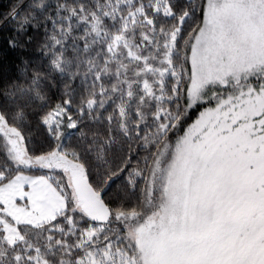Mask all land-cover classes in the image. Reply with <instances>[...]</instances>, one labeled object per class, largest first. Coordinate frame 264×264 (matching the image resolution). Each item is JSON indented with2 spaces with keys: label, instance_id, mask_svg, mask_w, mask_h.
Listing matches in <instances>:
<instances>
[{
  "label": "trees",
  "instance_id": "obj_1",
  "mask_svg": "<svg viewBox=\"0 0 264 264\" xmlns=\"http://www.w3.org/2000/svg\"><path fill=\"white\" fill-rule=\"evenodd\" d=\"M202 2L203 0H172L177 16L184 9H197L195 23L191 27H185L181 41L171 56L177 71L185 67L186 41L191 39V31L204 25L199 18ZM141 3L151 16L149 5L156 3V0H0V111L7 114L11 123L22 128L26 137H30L26 151L28 157L50 156L55 152L48 150L50 144L39 119L57 104L63 105L70 99V114L80 122V131L85 136L80 139L77 133L70 130L64 138V148L69 152L75 149L88 162L94 178L93 184L89 185L97 193V197L99 198V191L104 186L109 169H114L122 157H134L131 161L133 167H137L145 177L144 180L137 181L135 189L122 177L117 179L104 198L114 211L119 209L140 217L131 228L145 225L160 210L165 191V175L164 160L158 168L160 163H157V159L165 158L164 146L170 142L167 136L156 135L157 127L150 115L147 135H135L136 109L139 108L142 114H150L155 111L157 102L154 98L150 101L146 97L141 104L139 97L143 93L138 89L134 92L140 94L132 91V97H128V86L125 87L128 84L122 80L123 73L119 72V61H122L119 48L128 49L134 45L132 48L142 47L147 44L142 34L151 36V26L144 22L143 16L136 13ZM73 9L76 15H72ZM130 13L136 14L130 16ZM80 16H86L87 20L81 22ZM156 17L154 19L157 25ZM191 54L189 52L188 56L191 57ZM53 60H58L59 69L52 64ZM161 70L155 78L145 80L154 89L159 88L156 81L161 78ZM172 84L171 79L165 84L168 95H171ZM90 100L95 102L93 109L87 108ZM185 102L184 99L169 101L165 96L159 103L160 107L175 112L176 105L179 103L182 111ZM118 107L125 108L123 121ZM77 109H84L82 117L78 115ZM109 115L112 117L111 124L107 120ZM122 122L128 129V135L120 128ZM5 139L0 137V171H7L9 176L14 177L17 169L9 158ZM108 140L112 141L111 148L107 147ZM89 146L91 152L88 151ZM174 149L175 147L171 154ZM62 154L60 158H63L64 163L70 162V158L63 152ZM72 159L82 167L80 160ZM55 167L50 165L48 169L55 170ZM38 169L40 168L21 167L19 173L51 174L53 179H61L58 171L41 172ZM67 171L73 183L70 169L67 168ZM77 171L85 177L83 167ZM256 194L258 195L251 208L259 219L257 226L255 225L259 229L256 239L264 240L261 238L264 237V229H261L264 228V195L258 190ZM75 195L78 200L76 193ZM81 211L90 214L82 206ZM243 211L247 213L248 207ZM63 212L59 213L60 218L53 224L49 223L51 220L36 227L20 224L25 242L39 247L42 260L48 264H75L76 257L82 254L75 245L80 238L79 230L87 227L89 221L77 214V228L74 229L77 235L66 236L69 225L61 215ZM68 215H71V205ZM95 215L94 213L92 216ZM54 225H59L64 231L55 230L50 234L48 229ZM117 227L113 218L112 223L99 233L100 245L106 235L114 241L111 264H128L129 256H134L136 264H141L137 245L126 233H117ZM27 229H33L36 233L30 234ZM49 235L52 236L51 240L48 239ZM117 235L121 236L119 252L115 251ZM65 239L67 248L63 244H57V240ZM129 244L133 246L129 248ZM3 248L4 245L0 242V250ZM17 248L22 250L23 244L18 243ZM69 252L72 254L69 255Z\"/></svg>",
  "mask_w": 264,
  "mask_h": 264
},
{
  "label": "rangeland",
  "instance_id": "obj_2",
  "mask_svg": "<svg viewBox=\"0 0 264 264\" xmlns=\"http://www.w3.org/2000/svg\"><path fill=\"white\" fill-rule=\"evenodd\" d=\"M240 5L241 0H211L206 10L203 25L206 31L195 49L200 82L197 99L210 96L225 76L235 86L244 77L245 69H264V40L260 39L259 25L243 23L249 11ZM156 18L157 29L150 34L153 43L119 48L122 53L119 72L123 73L122 80L131 93L136 89L141 91L145 80L155 78L160 69L167 67L161 63L167 49L160 28L171 33L177 22L174 18ZM237 21L240 35L245 38L243 42L228 36ZM232 90L236 91L235 87ZM261 111H264V101L257 97L255 103H245L243 108L229 113L227 119L223 110L212 113L219 119L215 126L207 122L206 114L176 145L169 158L160 159L164 160L165 175L160 210L145 225L130 228V234L126 233L139 249L141 264H264L262 239H256L259 219L251 210L258 195L256 190L264 184V135L255 134L252 119ZM65 131L68 133L70 129ZM194 136L200 139L194 141ZM5 140L12 163L15 160L25 168L43 169L57 165L55 170L64 172L66 183L71 186V200L81 210L83 203L76 198L67 168L78 173L82 167L71 156L67 155L70 162L66 163L60 158L62 152L31 158L18 136ZM48 177L21 172L13 180L15 201H9L6 207L15 220L8 229L9 239L17 238L13 226L16 222L42 225L52 220L53 215H59L60 206L53 202L57 190ZM247 207L246 213L243 209ZM245 227L247 239L238 242L237 237ZM28 231L36 233L33 229Z\"/></svg>",
  "mask_w": 264,
  "mask_h": 264
},
{
  "label": "snow or ice",
  "instance_id": "obj_3",
  "mask_svg": "<svg viewBox=\"0 0 264 264\" xmlns=\"http://www.w3.org/2000/svg\"><path fill=\"white\" fill-rule=\"evenodd\" d=\"M210 3L211 0H203L200 5L199 18L204 24H206V8L210 6ZM240 6L249 11V14L243 19V23L249 25L258 24L261 34L260 39L264 40V0H241ZM149 7L152 12L151 16L142 3L136 9V13H139V15L144 17V22L151 26L152 32H155L157 29L154 19L155 16H163L166 19L174 18L177 22V27L171 33H165L162 26L160 28L161 34L165 36L164 46L167 49L164 60L161 61V63L167 64V67L161 70V78L156 81L159 85L158 89H154L147 82L143 83L141 86V92L143 94L139 97L140 103L143 104L147 97L150 101L154 98L157 104L155 111L150 114H142L139 108L136 109L137 122L135 124V135L137 137L147 135L148 116L150 115L152 121L155 122L157 127L156 135L158 137L167 136L169 138L170 142L164 146L166 151L163 154L167 157L171 155L172 149L187 136L189 130L206 117V114L207 122L215 126L216 123H219V119L218 117H214L212 113L223 110L225 119H227L229 113L236 112L239 108H243L245 103L249 101L255 103V98L257 97H259L261 101H264V69H261L260 71H255L251 67L245 69L244 77L235 86H233L225 76V78L220 80L218 85L214 86L217 90L213 91L210 96L206 99H197L196 89L200 82L198 80L199 70L195 59V49L196 42L201 39L206 31L205 27L202 26L199 29L191 31V39L186 41L187 49L184 61L185 67L177 71L171 60L172 54L175 52L177 45L181 41L185 27H191V25L195 23L197 9L195 7L191 10L184 9L182 13L177 16L172 0H156V3L150 4ZM253 9L256 11H252ZM82 10L83 9L81 8V11ZM136 13H130V16H135ZM72 15H76L74 9L72 10ZM79 19L81 22H84L87 20V17L80 16ZM239 26L240 22L237 21L236 26L229 30L228 36L232 37L234 40H240V42H243L245 38L241 37ZM142 36L148 44L152 43L151 37L146 33L142 34ZM56 43L58 44L59 41ZM189 52L193 53L191 57L188 56ZM262 63H264V61H262ZM52 64L59 69L60 64L58 60H53ZM169 79L173 81L171 95H168L165 91V84ZM233 87H235L236 91L232 90ZM127 95L128 97H132L133 94L128 92ZM200 95L202 96L203 92H201ZM165 96L169 101L174 99H184L186 102L183 105V110L181 111L179 103L176 105L175 112L171 109L166 110L165 108L160 107L159 102ZM94 106V100H90L87 104L88 109H93ZM70 111L71 100L68 99L63 105L57 104L50 111L46 112L39 119V124L43 125L46 133V140L50 144L48 150L51 152H63L65 155L80 160L88 183L93 184L94 178L89 170L88 162L83 160L80 153L75 149H72L69 152L64 148V138L68 135L65 129H70L72 133H77L78 138L80 139H83L85 136V134L80 131V122L70 114ZM118 112L123 121L125 108L118 107ZM77 113L82 117L84 115V109H77ZM252 119L255 134L264 135V111L259 112V114L253 116ZM107 120L109 124H111L112 117L109 115ZM232 123L234 124L236 121L233 120ZM120 128L125 135H128V129L123 122L121 123ZM109 131L111 130L109 129ZM205 131H207V129H205ZM220 131L223 132L224 129L221 128ZM13 135L18 136L20 140L23 141L25 151H28V139L30 137H26L23 129L18 128L11 123L7 114L0 111V137L12 139ZM199 139V136L193 137L194 141H198ZM111 146L112 141L108 140L107 147L111 148ZM203 147L208 149L207 144H204ZM88 151L91 152V146H89ZM133 159L134 157L131 155H128L126 158L122 157L117 161V166L114 169H109L105 178L104 186L99 191V198L107 209V216L99 218L92 216L87 212H83L76 207L75 202L71 200V186L65 182L67 177L64 175L63 171L52 169L46 170L43 168L38 169L41 172H59V176L61 177L59 181L53 179L52 176H49L48 178L64 200V212L61 213V215L69 225V232L65 233V235H72L73 237L77 235V232L74 230L77 228L75 223L77 214L83 219L89 221L87 227L79 230L80 238L77 240L75 248L82 254L76 257L75 264H111L110 257L113 255L114 241L106 235L103 238V244L100 245L99 233L104 230L106 225H110L114 218L118 225L115 231L117 233L130 234L129 229L134 227L135 223L140 220V217L135 213L126 214L119 209L114 211L104 199L112 184L121 177L132 189H135L137 181L145 179L142 172L137 167H133L131 163ZM157 163H162V160L157 159ZM209 163L211 164L212 161H209ZM13 166L17 169L18 175L19 169L22 165L13 160ZM208 171L211 172L212 169L209 168ZM13 178L15 177L9 176L7 171H0V186L8 184ZM258 191L261 195H264V184L259 187ZM69 205H71V215H68ZM4 207L5 205L3 202H0V209H3ZM59 218L60 217L53 215L52 220L49 223L53 224V222L57 221ZM13 226L16 229L17 238L9 239L7 228L0 224V242L4 245L3 250H0V264H47L46 261L42 260L40 248L34 246L30 242H25V237L21 233L19 222H16ZM33 226L36 227V225ZM55 230L61 232L64 231L59 225H54L49 227L48 232L51 234ZM94 237L96 239H93ZM48 239L51 240L52 236L49 235ZM120 239L121 236L117 235L115 241L116 252L120 251ZM246 239L247 228L245 227L239 233L237 241L244 242ZM18 243L23 244L22 250L17 248ZM260 243L264 246V240H261ZM57 244H63L66 248L68 247L66 239L64 241L57 240ZM132 246V244L128 245L129 248ZM68 254L71 255L72 253L69 252ZM125 255H127V253H125ZM61 264H63V262H61ZM128 264H136L134 256H129Z\"/></svg>",
  "mask_w": 264,
  "mask_h": 264
},
{
  "label": "water",
  "instance_id": "obj_4",
  "mask_svg": "<svg viewBox=\"0 0 264 264\" xmlns=\"http://www.w3.org/2000/svg\"><path fill=\"white\" fill-rule=\"evenodd\" d=\"M70 173L73 175V187L78 196V201H83L82 207L90 212V215L96 214V217L107 216V209L101 200L97 197V193L91 189L87 178L83 177V173H75L70 168Z\"/></svg>",
  "mask_w": 264,
  "mask_h": 264
},
{
  "label": "crops",
  "instance_id": "obj_5",
  "mask_svg": "<svg viewBox=\"0 0 264 264\" xmlns=\"http://www.w3.org/2000/svg\"><path fill=\"white\" fill-rule=\"evenodd\" d=\"M14 177L16 178L18 177V175H15ZM15 178H13L8 184L0 186V202H3V204L5 205L3 209H0V224L6 227L7 231L10 225L12 224V222L15 221L12 219V216H10L9 212L6 210V207L9 201L10 202L15 201V198H14L15 193H13L12 188H11V185L14 182L13 180ZM55 196L56 198L53 199V202L56 206L57 205L60 206V212H61L64 208L63 197L58 192H56Z\"/></svg>",
  "mask_w": 264,
  "mask_h": 264
}]
</instances>
